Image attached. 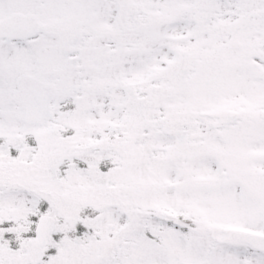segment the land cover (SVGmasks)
Wrapping results in <instances>:
<instances>
[{
  "label": "snow or ice",
  "instance_id": "1",
  "mask_svg": "<svg viewBox=\"0 0 264 264\" xmlns=\"http://www.w3.org/2000/svg\"><path fill=\"white\" fill-rule=\"evenodd\" d=\"M0 264H264V0H0Z\"/></svg>",
  "mask_w": 264,
  "mask_h": 264
}]
</instances>
